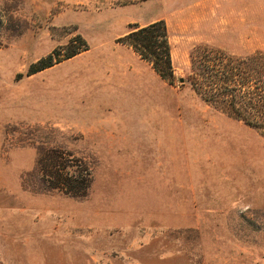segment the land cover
<instances>
[{
    "label": "rangeland",
    "instance_id": "374dc122",
    "mask_svg": "<svg viewBox=\"0 0 264 264\" xmlns=\"http://www.w3.org/2000/svg\"><path fill=\"white\" fill-rule=\"evenodd\" d=\"M160 19L173 84L119 41ZM201 44L264 51V0H0V264H264V130L194 92ZM51 148L91 166L85 196L34 184Z\"/></svg>",
    "mask_w": 264,
    "mask_h": 264
},
{
    "label": "trees",
    "instance_id": "16d2710c",
    "mask_svg": "<svg viewBox=\"0 0 264 264\" xmlns=\"http://www.w3.org/2000/svg\"><path fill=\"white\" fill-rule=\"evenodd\" d=\"M75 40L79 43L60 45L33 63L29 74L89 48L80 34ZM119 41L149 62L162 79L171 84L175 82L170 33L164 20L137 25ZM187 81L208 105L249 126L264 130L263 50L237 55L206 44L197 45L191 51ZM34 172L36 179L33 182L40 190L56 191L71 197L85 196L93 176L92 168L84 158L61 148L44 151Z\"/></svg>",
    "mask_w": 264,
    "mask_h": 264
},
{
    "label": "water",
    "instance_id": "95a60500",
    "mask_svg": "<svg viewBox=\"0 0 264 264\" xmlns=\"http://www.w3.org/2000/svg\"><path fill=\"white\" fill-rule=\"evenodd\" d=\"M182 81H183V79H182Z\"/></svg>",
    "mask_w": 264,
    "mask_h": 264
}]
</instances>
